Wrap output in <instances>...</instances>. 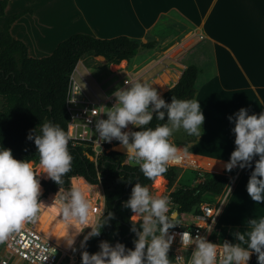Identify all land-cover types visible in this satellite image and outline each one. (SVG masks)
Masks as SVG:
<instances>
[{
	"label": "clouds",
	"instance_id": "1",
	"mask_svg": "<svg viewBox=\"0 0 264 264\" xmlns=\"http://www.w3.org/2000/svg\"><path fill=\"white\" fill-rule=\"evenodd\" d=\"M124 84L111 93L115 102L110 107L99 106L100 113H105L106 117L95 121L94 130L100 143L119 141L126 154V164L138 165L149 179L160 177L177 159L178 149L171 140L173 134L180 129L198 139L203 134L202 105L195 97L172 96L170 102L166 101L151 83L140 79L125 80ZM75 100L73 94L70 101L74 103ZM154 117L163 123L149 126ZM227 118L233 123L235 147L224 164L225 170L252 167L254 161L246 190L259 204L264 201V110L250 113L242 106ZM27 139L36 145L39 171L30 160L14 157L11 148L0 144V242L26 221L38 217L45 204L39 198L41 174L63 186L65 174L72 169L70 137L59 123L45 120L38 130L36 127L29 130ZM254 157L258 158L254 160ZM94 187L90 183L73 181L67 190L60 187L53 199L68 229L72 228L62 237L73 252L77 250L76 237L86 227L90 229L80 240V248L85 249L81 252V264H248L253 253L258 264H264V216L247 219L244 231L232 233L234 242L225 239L219 245L205 235L183 231L179 254L170 257L175 233L169 229L178 224L171 212V196L166 192L153 193L148 185L139 181L132 186L129 198L122 202L133 213L130 230L135 234L134 247H127L119 240L112 243L104 239L99 241V250L90 253L86 250L89 239L99 236L102 228L114 218L112 211L106 215L92 214L87 193ZM136 218L139 224L134 222ZM214 224L215 220L208 224L209 233Z\"/></svg>",
	"mask_w": 264,
	"mask_h": 264
},
{
	"label": "crops",
	"instance_id": "2",
	"mask_svg": "<svg viewBox=\"0 0 264 264\" xmlns=\"http://www.w3.org/2000/svg\"><path fill=\"white\" fill-rule=\"evenodd\" d=\"M60 1L68 9L63 16L57 12V0H7L5 14L0 17V30L13 15L25 11L11 23L10 31L28 45L33 57L50 55L61 41L78 32L103 38L127 35L143 43L154 42L153 48L140 50L120 63L107 62L103 55L95 58L108 69L126 62L127 65L121 67L124 70L120 71V68L111 75L117 77L116 72L122 74L125 71L130 73L131 80L151 83L161 95L180 80L190 64H196L199 73L195 98L200 100L204 112V132L198 139L180 129L171 140L177 149L193 154L208 167L212 163L221 164L215 173L225 169L224 164L235 147L231 131L233 123L228 120V115L242 106L250 113L264 110V0ZM105 6H114L111 23L106 21ZM188 41L193 43L192 46L186 47ZM86 61L94 60L82 57L73 72L81 86L85 82L92 85L85 74L91 70ZM75 133H83V124L79 120ZM249 175L250 172L239 168L232 181L234 190L238 189V203L234 198L232 204L240 210L258 205V218L264 216V201L258 204L249 196L246 190ZM165 178L164 175L158 177L159 180ZM77 180L86 182L83 178ZM169 189L173 191V188ZM150 191L161 193L154 184ZM207 193L216 199L223 195ZM205 203L202 199L200 205ZM43 208L47 207L43 206L41 210ZM195 212L179 213L178 219L192 224L197 221L193 217ZM218 229L220 234L224 231L220 225ZM80 249L79 246L71 253L78 258Z\"/></svg>",
	"mask_w": 264,
	"mask_h": 264
},
{
	"label": "trees",
	"instance_id": "3",
	"mask_svg": "<svg viewBox=\"0 0 264 264\" xmlns=\"http://www.w3.org/2000/svg\"><path fill=\"white\" fill-rule=\"evenodd\" d=\"M6 6L7 0H1L0 17L5 14ZM24 13L25 11H22L13 15L5 28L0 30V96L4 99V105L0 109V144L11 148L14 157L39 164L36 145L33 140L27 139L28 132L35 127L38 130L45 120L59 123L70 137L72 169L65 174L63 186H59L50 178L41 177L42 196L54 201L60 187L67 190L78 178H83L92 185L100 184L105 200L104 214L112 211L114 218L102 228L99 236L89 239L86 250L90 253L98 251L99 241L104 239L112 243L119 240L127 247H134L135 234L130 230V217L133 213L130 208L124 207L122 202L129 198L136 181L150 188L155 178L145 177L138 165L126 164L125 153L107 151L111 144H107L102 154L97 155L93 142L71 137L69 126L72 116L68 98L72 74L79 60L86 54L103 55L107 62L120 63L124 59L134 57L140 50L153 48L154 42L143 43L127 35L103 38L78 32L61 41L50 55L33 57L29 54L28 45L10 31L11 23ZM198 73V66L190 64L183 71L180 80L162 96L169 102L172 96L195 97ZM157 123L163 121H157L154 117L149 126L154 127ZM88 153L96 158L91 159ZM257 158L254 157V160ZM254 166L253 161L252 167L242 171L251 172ZM238 170L239 167L231 171L223 169L217 173L206 172L197 185L173 190L171 196L177 203L178 212L184 214L198 211L199 208H193L200 205L204 194L223 193L230 184V178L235 176ZM179 174V167L168 168L163 174L169 188L177 182ZM127 179H131V182ZM83 250L85 249H80L78 254L80 262ZM169 256H173L170 251Z\"/></svg>",
	"mask_w": 264,
	"mask_h": 264
},
{
	"label": "built area",
	"instance_id": "4",
	"mask_svg": "<svg viewBox=\"0 0 264 264\" xmlns=\"http://www.w3.org/2000/svg\"><path fill=\"white\" fill-rule=\"evenodd\" d=\"M130 80V79H125ZM124 80V82H125ZM81 89V90H80ZM82 86L75 79L72 74L71 83L69 88L68 107L71 112V122L69 126V132L72 134V127L76 128L77 120L83 119L87 126H94L95 121L103 116L100 113L99 106L112 105L115 102L114 96H106L104 98L96 95L97 100H92L87 96L82 95ZM80 91V92H79ZM79 92V93H78ZM73 94L76 97L75 102H71ZM133 128V126L129 125ZM74 136V134H72ZM83 136V133L78 134ZM117 141V140H116ZM193 154L186 151H178L177 159L171 162L168 168H199L192 162ZM153 184L155 189L161 190V193H168L171 196L170 189L167 185V179H154ZM227 195H222L220 198L213 202H207L199 208V210L193 213V217L197 220L192 224L184 223L181 220H177L174 227L169 231L175 233L173 244L170 248V252L174 255L179 254L181 239L180 233L188 231L192 235L197 233L205 235L210 240V233L207 231L208 224H211L213 220H218L222 213L223 206ZM171 212L177 208V203L171 196ZM219 212V213H218ZM218 213V214H217ZM133 215V214H132ZM134 221L140 222L138 218ZM218 244V243H217ZM219 245V244H218ZM191 247L188 249V254L191 252ZM254 254L251 255L248 264H252L254 261ZM0 264H81L74 253L70 252L69 248H62L58 243L54 242L39 228L31 224L30 221H26L17 231L9 234L8 238L0 242Z\"/></svg>",
	"mask_w": 264,
	"mask_h": 264
},
{
	"label": "rangeland",
	"instance_id": "5",
	"mask_svg": "<svg viewBox=\"0 0 264 264\" xmlns=\"http://www.w3.org/2000/svg\"><path fill=\"white\" fill-rule=\"evenodd\" d=\"M50 1V0H48ZM65 1V0H62ZM59 2V3H58ZM99 2V1H98ZM58 5V9L57 12L60 15H65L68 12V9L63 5L64 3H61L60 0H57ZM114 8V6H113ZM192 42L188 41L186 42V47H190L192 46ZM92 58L94 61L93 62H89L86 61L89 66H91V70L88 74V72L85 71V74L87 75L90 83L92 84L91 86L85 82L84 86H82V95L83 96H87L89 98H91L92 100H97L96 95H98L99 97H106L111 95V93L119 86H125L124 84V80L125 79H130L131 80V76L130 73H127L125 71H122V74L116 72L117 77L112 76L111 74L114 73V71H117L118 69H120L121 67H125L127 65L126 62L123 63V65H120L118 67L114 66L113 69L108 67H103L102 63H100V61L97 60L96 55L94 54H86L83 59L87 60V58ZM94 63V64H93ZM82 65L80 64V67ZM124 70V69H120ZM4 105V99L2 97H0V109L2 108V106ZM111 105H108V107H110ZM102 117H106V114L103 113ZM79 121H81V123L83 124V136L77 135L75 133L74 130V126L72 127V134H74V136L72 134H70L71 137L73 138H81V139H85V140H90L91 142H93V148L96 152V154H102L103 150L106 149V145L107 144H114L116 142V140L114 139L113 141L109 142H101L98 139V136L94 130V126H87L85 121L83 119H80ZM132 126V125H131ZM135 128V126H133ZM86 129V130H85ZM109 148V147H107ZM178 151H185L183 149H178ZM205 162V161H204ZM33 167L39 171L40 170V165L39 164H35L34 162H32ZM204 164V163H203ZM206 165V164H205ZM220 166L221 164L218 163H212L209 165L208 168H205L203 166H199V168H193V167H188V168H179V178L177 179V182L174 184V186L172 187L173 190H176L178 188H181L183 186H195L199 183V181L201 180L202 177H204V173L206 172H211V173H215V171H219L220 170ZM46 174L42 173L41 177H45ZM236 178V175L233 176L231 178L230 184L228 185V187L225 189V191L223 192L224 195H227L226 198V202L225 205L223 207V212L221 214V218H219L217 220V222L215 223L212 232L210 233V240L213 242H216L218 244H222L223 241L225 239L230 240V241H235V237L233 236V232L239 230V231H244L246 228V222L247 219H250L252 217H256L258 215V211H259V206L258 205H252L250 208H241L238 209L237 205L232 204V200L234 198H237V203H238V194H237V188H235L234 190V185H232V181ZM76 182H81V180H77ZM229 187L231 188V193H229ZM43 191H41V195H40V199H43L44 197L42 196ZM88 199L91 202L92 208H91V212L93 215L98 214V213H103L105 210V200H104V194H103V190L101 185H97L96 187H94L92 190H90L87 193ZM203 199V203L205 202H213L216 200V197L206 193L204 195ZM45 204L43 206H46L48 210H50V212L46 211L45 208H43L42 210H40V212L38 213V217L34 220V221H30L33 222V225H39V221L41 219H50L51 222L60 225L63 229H65L66 231L68 230L69 232L72 231L71 226L68 229V223L62 218V215L60 213V210L58 208V206L56 205V203L51 202L47 199H44ZM42 206V207H43ZM203 205H197L196 207H194L193 209H197L200 208ZM187 218V217H186ZM222 226L224 227V231L220 234V231L218 229V227ZM41 227V226H40ZM89 228H85L77 237L75 240V247L79 248L80 246V240L83 237L84 232L89 231ZM62 246L64 247V244H66L65 238L64 240L61 241ZM67 247V245H65L64 247ZM70 249V252H73ZM255 256V260L252 262V264H258V261L256 259V254L254 253Z\"/></svg>",
	"mask_w": 264,
	"mask_h": 264
},
{
	"label": "bare ground",
	"instance_id": "6",
	"mask_svg": "<svg viewBox=\"0 0 264 264\" xmlns=\"http://www.w3.org/2000/svg\"><path fill=\"white\" fill-rule=\"evenodd\" d=\"M104 13L106 14V21H108V23H111L112 18L115 15L113 6H105ZM107 17L110 19H108ZM192 162L197 166H203L207 168V165L203 164V162L195 156L192 158ZM38 223L41 227L38 225L35 226L42 230L48 236V238L58 243L62 248L65 247L66 244H64V247L62 246V244H60L61 241L64 240V237L62 236L67 232L65 229H63L60 225L51 222L50 219H41Z\"/></svg>",
	"mask_w": 264,
	"mask_h": 264
},
{
	"label": "water",
	"instance_id": "7",
	"mask_svg": "<svg viewBox=\"0 0 264 264\" xmlns=\"http://www.w3.org/2000/svg\"><path fill=\"white\" fill-rule=\"evenodd\" d=\"M107 151H119V152L125 153L124 149L120 146L119 142L112 144L109 148H107ZM88 156L93 160L96 158L95 155L90 154V153H88ZM132 165H135V164H132ZM173 216H174L175 220L177 221L178 217H180L178 210H176L174 212Z\"/></svg>",
	"mask_w": 264,
	"mask_h": 264
}]
</instances>
